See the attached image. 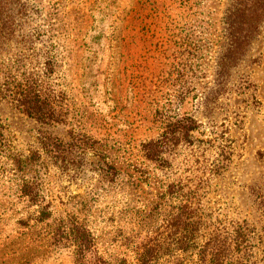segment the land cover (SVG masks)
I'll use <instances>...</instances> for the list:
<instances>
[{
    "label": "rangeland",
    "instance_id": "rangeland-1",
    "mask_svg": "<svg viewBox=\"0 0 264 264\" xmlns=\"http://www.w3.org/2000/svg\"><path fill=\"white\" fill-rule=\"evenodd\" d=\"M185 200L204 224L182 249ZM70 218L105 264L150 233L152 264H207L217 229L245 231L223 264H264V0H0V264H74Z\"/></svg>",
    "mask_w": 264,
    "mask_h": 264
},
{
    "label": "trees",
    "instance_id": "trees-1",
    "mask_svg": "<svg viewBox=\"0 0 264 264\" xmlns=\"http://www.w3.org/2000/svg\"><path fill=\"white\" fill-rule=\"evenodd\" d=\"M25 104V112L29 117L37 120H43L44 117L56 118L53 112L44 108L40 101L33 97H26L23 100ZM159 148L161 144L157 140L149 139L141 144V150L146 159L150 161L156 160L159 155ZM183 186L179 182L168 183L167 193H180L183 191ZM31 185H24L22 187L23 196L30 198V202L36 203L37 194L33 193ZM50 213L46 209L40 212L39 220L49 218ZM67 223H63L56 228V236L53 237V242L56 245L67 246L72 248L74 264H105L102 257L97 253L96 239L91 230L77 219H67ZM203 220L198 216L196 208L192 203L185 200L177 208V212L171 213L166 218V225L173 234L180 229H186L188 232L185 239L177 240V244L181 248L187 249L192 246L197 230L200 225H203ZM153 232V231H151ZM245 231L241 229L228 230H215L209 233L205 246L200 255V259L207 264H223L228 260V252L231 244H241L244 242ZM234 237V241L231 239ZM152 233L146 235L145 239L140 244L135 246L134 253L136 264H152L153 260L157 257V251L160 244L154 242ZM244 244V243H243ZM177 259L176 261H179ZM174 264H181L175 262Z\"/></svg>",
    "mask_w": 264,
    "mask_h": 264
}]
</instances>
